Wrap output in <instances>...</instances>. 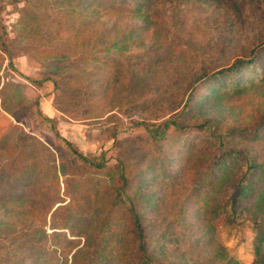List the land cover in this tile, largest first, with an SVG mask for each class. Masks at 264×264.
<instances>
[{
  "label": "rangeland",
  "instance_id": "obj_1",
  "mask_svg": "<svg viewBox=\"0 0 264 264\" xmlns=\"http://www.w3.org/2000/svg\"><path fill=\"white\" fill-rule=\"evenodd\" d=\"M24 1L0 0V249L19 264H264V0H155L147 28L120 14L131 0L91 23ZM85 21L136 39L81 61ZM237 59L254 62L240 91L206 85Z\"/></svg>",
  "mask_w": 264,
  "mask_h": 264
},
{
  "label": "trees",
  "instance_id": "obj_2",
  "mask_svg": "<svg viewBox=\"0 0 264 264\" xmlns=\"http://www.w3.org/2000/svg\"><path fill=\"white\" fill-rule=\"evenodd\" d=\"M133 1H135L133 3ZM155 0H131V3L126 5V9L123 11L122 8H119L118 10L121 12L120 14H127L129 16L138 18V19H142L144 21V23L146 24V28L147 27H154L155 25V21H153V18L151 17V12H150V5L152 4V2ZM24 3H26L27 6H31L32 8L36 9H40L41 6H45V4L47 5L48 8H56L59 9V12H62L63 15H65V17L68 14H71L75 17H77L76 19H80V18H84V19H89L90 23L91 21L93 22H97L99 21L102 16L101 15H110V14H115L117 13L116 6L118 5L119 2L116 3V0H85V4L86 6L83 9H80V4L81 1L80 0H25ZM65 11V12H64ZM58 12V13H59ZM21 17L22 19L21 21H29L30 23L34 24L37 22L38 17L36 16H29L28 11L24 10L21 11ZM45 20H48L49 23H53V21L55 20H59L58 17L55 16H47L45 18ZM68 26V31L67 34L70 35L71 32H74V35L68 36L66 38V43H64V45L62 46L63 48L61 49V51H58V53H55L56 56H54V58L61 60L62 62H67L69 61V54L70 52L67 50V48L69 49L70 47V43L69 41H77L78 38L80 37V31L78 30V26H75L74 24L72 25H67ZM116 28V27H114ZM82 29H84L85 31V35L88 37L89 42L85 43V45H88L90 48L85 50L84 52H82V57H80L79 59L81 61H86L87 58H89V60L94 61V62H99V65H104L106 64V62H100L99 56L102 55H110L114 53L120 54L122 51V49L124 50L125 47H123L125 44H127V46L129 45V42H134V40L136 38H133L132 36V30L127 32V33H123V34H119L118 32L111 34V33H105L104 31L102 33H100L98 30H94L92 26H87L86 21L84 22V26L82 27ZM58 30H62L61 28H59ZM76 30V31H75ZM61 34V31L58 32H54V33H50L48 36L50 39H52L53 37H57ZM71 38V39H70ZM75 43V42H74ZM84 45V46H85ZM0 47L2 48V52L4 54H6L8 56V61H9V65L11 66V59H10V55L7 51V49L5 48L4 45L0 44ZM78 47V46H76ZM128 48V47H126ZM262 49H264V43L261 46ZM114 55V54H113ZM50 61H53V59H51ZM53 63V62H52ZM140 64V63H139ZM254 62H252L251 60H240L237 59L234 61V63L227 69L218 72L217 74L214 75V77H212V79H210L208 81V83H206V85L212 84L213 82H215L216 80H219V84H217V88H223V85L225 86H229L231 85L233 88L231 90L234 91H240L241 90V86L238 82H236L237 79L241 78V75L244 73H247V71H251L254 68ZM54 65V64H53ZM61 65V64H60ZM153 67L158 68L160 65V62L157 60H154L152 62ZM119 65H114L111 66L110 68V72H114V75L116 77V81H109L107 83L106 86H114L117 85L119 83V75L122 73L121 69H119L118 67ZM133 67V64H128L126 66V71H128L130 68ZM143 67V66H141ZM70 66L69 64H64L62 65V67L60 68L61 70H69ZM80 72H83V70H81ZM229 81H232L234 83L229 84ZM107 92V90H105ZM172 121L169 122H165L162 126L163 130L165 128H167L168 125H171ZM262 126H264V118L261 121ZM258 132L254 134V137H252L253 139H257L258 138ZM154 138H159L156 134H154L153 136ZM228 153H225L223 155V158L227 155ZM229 157V155H228ZM221 158H217V161H221ZM133 212V211H132ZM6 221H0V228L3 227V225L5 226ZM131 225H132V230L135 233L136 237L135 240L137 242V249L136 252L137 253H141L142 256H145V249H144V243H142V233H141V226H140V222L139 219L137 217V215L135 216L134 212L132 213V221H131ZM1 241H7L8 238L7 237H0ZM23 243L19 246L21 247L23 244H30V245H34L37 243V241L35 240L34 237H25L23 239ZM261 243L264 244V237H262L260 239ZM18 244H15V247H18ZM10 250V249H9ZM8 249H0V264H19L18 263V255H14V257H11L10 255V251ZM18 251V249H15ZM27 250H30L31 253L33 254L35 257L39 256V249H21V253L23 254L24 252H26ZM255 255L258 256L260 255V249H256L255 251ZM140 264H150L148 261L142 259L139 261ZM257 262V261H256ZM36 264V263H34Z\"/></svg>",
  "mask_w": 264,
  "mask_h": 264
}]
</instances>
